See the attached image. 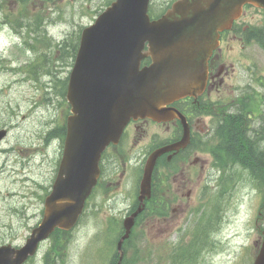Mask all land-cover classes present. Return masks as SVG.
<instances>
[{
  "label": "rangeland",
  "instance_id": "1",
  "mask_svg": "<svg viewBox=\"0 0 264 264\" xmlns=\"http://www.w3.org/2000/svg\"><path fill=\"white\" fill-rule=\"evenodd\" d=\"M106 1L0 0V124L5 120L9 124L17 123V127L6 137L4 145L11 146L20 140V146L42 147L49 130L61 122V111L64 110L63 105L58 104L60 98L53 88L48 86L47 90L46 85H43L44 80H49L48 76L43 75L35 81L25 78V71L17 75L10 73L11 65L20 66L34 55L33 50L27 49L25 45L19 47L21 41L12 37L15 30L10 21L14 19L15 23L18 17L30 21L37 12L43 13L45 21L57 22L50 26L49 33L59 40L77 32L81 26L84 28L91 24L107 6ZM169 1L154 0V10L160 12L161 7ZM59 15L63 16L62 19L57 17ZM243 23L248 25L246 29L249 26L264 28V10L249 8ZM237 34L240 37L233 41L225 56L227 62L230 60L235 67L229 75V83L235 89L241 84L252 83L254 73L246 70V67L255 68L256 73L264 79L262 43L249 41L246 32ZM263 35V30H260V36ZM52 49V45L49 48L42 47L41 52L46 51L50 56ZM67 69L64 65L58 66L62 76L66 75ZM260 88L264 94L263 83ZM45 92L46 97H52V103L41 105ZM237 93V90L233 92L234 95ZM17 130L18 133H15ZM129 131L118 150L124 157L116 158L112 150L107 154L111 158L104 161L106 175L102 188L97 189L89 200L81 220L66 238L63 255L57 256L54 264H108L107 260L100 263V253L108 243L109 233L112 234L115 229L116 235L120 233L127 215L126 208L133 199L131 193L135 190V177L141 157L149 147L140 140L139 131ZM61 144L60 140H54L42 149L43 152L34 155L31 151L22 152L21 155L14 153L11 157L0 155V245L9 241L23 244L31 229L41 222L44 208L41 196L45 195L44 188H49L53 182L61 157ZM260 144L264 148V141ZM198 166L204 167V170H193L192 167L190 173L174 181L173 187L170 185L168 193L169 196L175 194L171 199V207L178 211L176 215H171L165 221L157 217L149 219V222L141 219L135 226L129 244L139 248L143 257L140 264H173L174 250L177 249L174 244L192 243L193 231L201 225L206 212L213 206L216 207L218 219L210 233L209 244L192 264H251L257 253L255 243L260 236V228L264 226V194L250 182L246 171L240 167V174H234L233 181L222 185L216 181L215 173L209 175L210 158L194 164V167ZM181 181H186L185 186L189 188H183L182 183L179 185ZM13 190L15 196L8 194ZM14 209L21 211L24 217L28 215L29 219L15 214ZM208 217L211 221L210 213ZM50 244V239L43 242L36 257L25 264H44L43 256ZM106 250L110 252V248Z\"/></svg>",
  "mask_w": 264,
  "mask_h": 264
},
{
  "label": "water",
  "instance_id": "2",
  "mask_svg": "<svg viewBox=\"0 0 264 264\" xmlns=\"http://www.w3.org/2000/svg\"><path fill=\"white\" fill-rule=\"evenodd\" d=\"M148 1L116 0L84 30L68 89L74 114L44 219L23 248L0 247V264H22L56 226L72 227L97 183L109 142H118L131 117L155 116L165 103L202 89L219 31L230 26L244 1L264 6V0H179L151 21ZM149 55L153 62L140 68ZM159 152L146 166L141 200L150 194ZM138 211L124 221L120 250ZM255 264H264V242Z\"/></svg>",
  "mask_w": 264,
  "mask_h": 264
},
{
  "label": "flooded vegetation",
  "instance_id": "3",
  "mask_svg": "<svg viewBox=\"0 0 264 264\" xmlns=\"http://www.w3.org/2000/svg\"><path fill=\"white\" fill-rule=\"evenodd\" d=\"M239 37L240 36L237 33H232L231 31L221 33L220 46L214 51L210 60L208 86L206 92L201 97L205 100L208 98L213 109L216 108L217 104L231 103L241 110L236 118L227 121V125H221L219 124L220 117L213 113L198 115L199 111L197 109H186L178 106L187 115L192 128V134L191 141L186 147L181 148L178 152L168 151L160 157V163L167 164L168 167H171L174 170L171 187L174 186V181H176L178 177L190 173L192 167L193 170H197L199 167L200 170L203 171L204 167H194V164L208 158H212L213 161V159L219 155V153L216 152V150L219 149L221 150V153L226 155L229 153V148L243 150L242 154L246 156L253 165L258 163L259 149L262 148L259 143V135L263 133L261 141H264V123L261 122L260 115H256L260 111L261 98H264V94L261 93L260 88L262 83L264 84V79L256 73L257 71L255 68L246 67V70L254 73L252 83L241 84L236 89L233 87V84L229 83V75L232 70H235V67L230 60L227 62L225 56L230 51L229 48L232 46L233 41ZM235 90L238 91L236 95L233 94ZM202 99L197 103L199 108H203L201 104L205 101H202ZM186 101L193 105L192 102L194 101L192 99ZM180 102L178 101L176 104ZM206 102L210 103L208 101ZM225 117L226 115H223L224 121ZM226 118V120H229L228 117ZM149 121L150 120H144L142 123L148 127L152 124H150ZM158 124L160 126V133L153 136L154 139L158 141L157 146L169 144L171 141L182 137L183 128L178 123V119L174 118L169 122ZM170 126L173 127L171 131L169 130ZM134 127L139 128L140 125L134 123ZM242 128L243 133L246 132L249 134L253 140L248 139L245 142H240L239 140L234 141L233 136H229V133L234 135L242 134ZM219 129H221L222 134L221 141L217 138ZM201 138H203L204 141H202ZM257 143L260 146L257 145ZM241 144L244 145L242 146ZM191 177L192 175L190 174V181ZM160 182L162 181L160 180ZM181 183L183 184V188H189L188 186H185L186 181H181L179 185H181ZM159 187H164L163 182ZM171 187H167L166 190L161 193L162 199H160V201L168 202V200H165L164 198L167 192L170 191ZM153 195L158 198L156 193ZM154 201L155 200H153V202Z\"/></svg>",
  "mask_w": 264,
  "mask_h": 264
},
{
  "label": "trees",
  "instance_id": "4",
  "mask_svg": "<svg viewBox=\"0 0 264 264\" xmlns=\"http://www.w3.org/2000/svg\"><path fill=\"white\" fill-rule=\"evenodd\" d=\"M75 49H76V46L74 45L73 46V52H75ZM60 136H62V130L58 133ZM232 136H233V138H234V140L235 141H237V137H236V135H234V134H231ZM241 139L244 141V140H246V135H244V133L242 132V134H241ZM242 146L244 145V144H241ZM240 145V146H241ZM246 147V146H245ZM239 150V149H238ZM240 151V150H239ZM238 153V152H237ZM236 153V154H237ZM263 157L264 156H262L261 158L263 159ZM53 243H54V245H55V247L56 246H59L60 244H61V246H62V244H63V239L61 240V232L59 231V230H57L56 231V233H55V235L53 236ZM197 245L196 244H194V243H191V244H188L187 245V251H188V258L186 259V261H191L192 259H193V257H195V255H196V253H197ZM48 257H49V255H48ZM52 261H53V259H51ZM130 264L131 263V261H127V258L125 257V259H124V261L122 262V264ZM47 264H50V263H48V258H47ZM52 264V263H51Z\"/></svg>",
  "mask_w": 264,
  "mask_h": 264
},
{
  "label": "bare ground",
  "instance_id": "5",
  "mask_svg": "<svg viewBox=\"0 0 264 264\" xmlns=\"http://www.w3.org/2000/svg\"><path fill=\"white\" fill-rule=\"evenodd\" d=\"M259 137H261L260 138V142L259 143H261V142H263V141H261V139H262V137H263V133H261L260 135H259ZM257 145H259L258 143H257ZM260 146V145H259ZM258 148V147H257ZM263 148V147H262ZM255 149V148H254ZM262 156H264V148L259 152V157H258V163H257V165H258V167L259 168H263L264 169V157H263V159L261 158ZM256 163V162H255ZM213 176V175H212ZM215 176V175H214Z\"/></svg>",
  "mask_w": 264,
  "mask_h": 264
}]
</instances>
